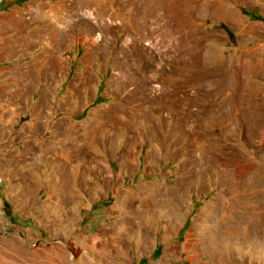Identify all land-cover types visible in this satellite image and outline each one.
Wrapping results in <instances>:
<instances>
[{
  "label": "rangeland",
  "instance_id": "374dc122",
  "mask_svg": "<svg viewBox=\"0 0 264 264\" xmlns=\"http://www.w3.org/2000/svg\"><path fill=\"white\" fill-rule=\"evenodd\" d=\"M243 10L264 0H0V264H264Z\"/></svg>",
  "mask_w": 264,
  "mask_h": 264
},
{
  "label": "trees",
  "instance_id": "16d2710c",
  "mask_svg": "<svg viewBox=\"0 0 264 264\" xmlns=\"http://www.w3.org/2000/svg\"><path fill=\"white\" fill-rule=\"evenodd\" d=\"M243 12L245 14H247L250 18H252L253 20H263L264 21V16L262 15H257L255 12L253 11H246V10H243ZM221 27H223L224 29L228 30V28L224 25H221Z\"/></svg>",
  "mask_w": 264,
  "mask_h": 264
},
{
  "label": "bare ground",
  "instance_id": "6f19581e",
  "mask_svg": "<svg viewBox=\"0 0 264 264\" xmlns=\"http://www.w3.org/2000/svg\"><path fill=\"white\" fill-rule=\"evenodd\" d=\"M132 2V1H131ZM133 3V2H132ZM138 77V76H137Z\"/></svg>",
  "mask_w": 264,
  "mask_h": 264
}]
</instances>
